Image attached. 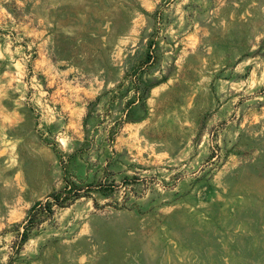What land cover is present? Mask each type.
Listing matches in <instances>:
<instances>
[{
  "label": "rangeland",
  "instance_id": "obj_1",
  "mask_svg": "<svg viewBox=\"0 0 264 264\" xmlns=\"http://www.w3.org/2000/svg\"><path fill=\"white\" fill-rule=\"evenodd\" d=\"M0 264H264V0H0Z\"/></svg>",
  "mask_w": 264,
  "mask_h": 264
},
{
  "label": "trees",
  "instance_id": "obj_2",
  "mask_svg": "<svg viewBox=\"0 0 264 264\" xmlns=\"http://www.w3.org/2000/svg\"><path fill=\"white\" fill-rule=\"evenodd\" d=\"M37 206H38L37 204L34 205V206L32 207V209H31V211L35 210V208H36Z\"/></svg>",
  "mask_w": 264,
  "mask_h": 264
}]
</instances>
